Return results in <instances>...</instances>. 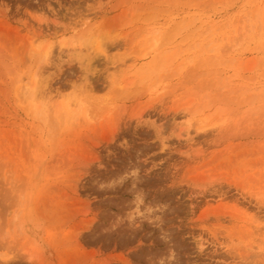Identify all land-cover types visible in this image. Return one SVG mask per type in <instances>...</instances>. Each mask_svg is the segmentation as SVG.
<instances>
[{
	"label": "rangeland",
	"instance_id": "1",
	"mask_svg": "<svg viewBox=\"0 0 264 264\" xmlns=\"http://www.w3.org/2000/svg\"><path fill=\"white\" fill-rule=\"evenodd\" d=\"M0 264H264V0H0Z\"/></svg>",
	"mask_w": 264,
	"mask_h": 264
},
{
	"label": "bare ground",
	"instance_id": "2",
	"mask_svg": "<svg viewBox=\"0 0 264 264\" xmlns=\"http://www.w3.org/2000/svg\"><path fill=\"white\" fill-rule=\"evenodd\" d=\"M72 44H73V42H72ZM79 44V43H78ZM51 49L50 48H48V49H46L45 51H44V54H43V56H44V61L45 62H47L48 60H49V55H50V53H51V51H50ZM105 51V50H104ZM76 52V51H75ZM78 52V51H77ZM77 52H76V54H77ZM81 52V51H80ZM80 54H82L83 55V53H80ZM78 56L80 57L81 55H79L78 54ZM77 57V56H76ZM83 57H86V56H83ZM80 58H82V57H80ZM88 59H89V57H88ZM87 59V60H88ZM82 60V59H81ZM90 61V60H89ZM49 62V61H48ZM82 62V61H81ZM86 65L84 64V67H85ZM60 70V69H59ZM85 70H86V68H85ZM87 71V70H86ZM49 75H50V73H49ZM48 75V76H49ZM47 76V77H48ZM44 77V76H43ZM52 77V76H51ZM41 79H42V77H40ZM39 77H35L34 78V80H33V82H32V84H29V85H27L26 87H24V88H26V91H28L27 93H29L30 92V95L32 94L34 97L37 95V93H39V86L42 84V80L40 79ZM46 79V78H45ZM43 81H44V79H43ZM51 79L50 78H48L45 82H43V83H46V86H48V85H50L51 84ZM52 85H53V83H52ZM46 86H45V84H44V86H43V88L45 87L46 88ZM48 87H50V86H48ZM47 89V88H46ZM24 90V89H23ZM45 90V89H44ZM49 90H51L50 88H49ZM49 90H47V91H49ZM42 93V92H41ZM40 94V93H39ZM215 124V123H214ZM208 126H204V127H202V129L205 131V130H209V128H210V126L207 128ZM202 130V131H203ZM207 130V131H208ZM206 131V132H207ZM212 131V130H211ZM211 131H209V132H211ZM212 133V132H211ZM209 134V133H208Z\"/></svg>",
	"mask_w": 264,
	"mask_h": 264
}]
</instances>
